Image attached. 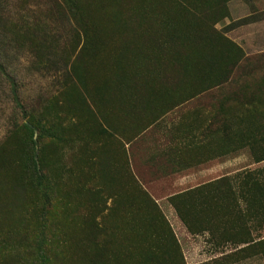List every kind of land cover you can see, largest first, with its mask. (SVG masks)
Segmentation results:
<instances>
[{"label": "rangeland", "instance_id": "obj_1", "mask_svg": "<svg viewBox=\"0 0 264 264\" xmlns=\"http://www.w3.org/2000/svg\"><path fill=\"white\" fill-rule=\"evenodd\" d=\"M0 264H264V0H0Z\"/></svg>", "mask_w": 264, "mask_h": 264}, {"label": "crops", "instance_id": "obj_2", "mask_svg": "<svg viewBox=\"0 0 264 264\" xmlns=\"http://www.w3.org/2000/svg\"><path fill=\"white\" fill-rule=\"evenodd\" d=\"M195 169V168H193ZM184 179L179 182V186L183 185H193L195 183V178H198V176H195V171L189 172L186 176L183 177ZM213 259V257H212Z\"/></svg>", "mask_w": 264, "mask_h": 264}]
</instances>
